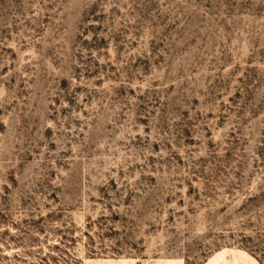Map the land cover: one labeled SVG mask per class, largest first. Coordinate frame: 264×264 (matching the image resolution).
Returning <instances> with one entry per match:
<instances>
[{"label": "rangeland", "instance_id": "obj_1", "mask_svg": "<svg viewBox=\"0 0 264 264\" xmlns=\"http://www.w3.org/2000/svg\"><path fill=\"white\" fill-rule=\"evenodd\" d=\"M0 264H264V0H0Z\"/></svg>", "mask_w": 264, "mask_h": 264}]
</instances>
